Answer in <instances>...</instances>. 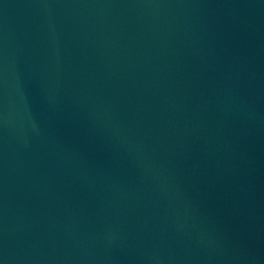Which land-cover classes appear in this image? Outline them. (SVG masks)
<instances>
[{
    "label": "water",
    "instance_id": "water-1",
    "mask_svg": "<svg viewBox=\"0 0 264 264\" xmlns=\"http://www.w3.org/2000/svg\"><path fill=\"white\" fill-rule=\"evenodd\" d=\"M0 264H264V0H0Z\"/></svg>",
    "mask_w": 264,
    "mask_h": 264
}]
</instances>
